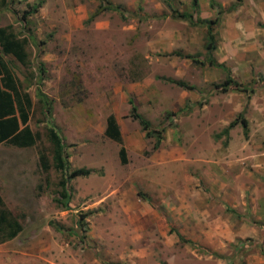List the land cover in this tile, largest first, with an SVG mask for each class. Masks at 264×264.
<instances>
[{"label": "rangeland", "instance_id": "1", "mask_svg": "<svg viewBox=\"0 0 264 264\" xmlns=\"http://www.w3.org/2000/svg\"><path fill=\"white\" fill-rule=\"evenodd\" d=\"M176 14L217 20L211 56L226 71L185 57L205 62L206 26ZM3 27L27 40L25 66L4 59L36 143L0 144V198L21 217L0 264H264V0H197L196 13L190 0H0ZM226 76L237 89L220 90ZM129 102L164 129L156 149ZM109 115L119 144L103 134ZM238 115L246 129L224 136ZM50 125L70 169L92 171L68 183L67 210L53 201L57 174L37 168Z\"/></svg>", "mask_w": 264, "mask_h": 264}, {"label": "trees", "instance_id": "2", "mask_svg": "<svg viewBox=\"0 0 264 264\" xmlns=\"http://www.w3.org/2000/svg\"><path fill=\"white\" fill-rule=\"evenodd\" d=\"M13 1V0H10ZM240 1V0H236ZM41 2H36L33 6L22 11L19 20L22 26L27 24V19L32 14L36 13L40 7ZM190 5L194 13L197 12V0H190ZM115 9L109 6L104 9ZM13 15H17L12 9H9ZM176 17L188 21L192 26L205 25V44L204 50L206 53L205 62L193 58L192 56H185L192 63L197 65H207L208 67L218 68L226 71L224 66L217 63L211 56L215 50V39L212 33V27L217 24V20L206 21L200 18H193L190 14H176ZM28 39L33 41L34 38L28 34ZM27 40L18 38L9 27L0 28V144L9 145L16 148H28L34 146L36 137L27 126L29 120V109L31 102L28 94L21 88L19 80L11 71L8 63L4 59L10 57L19 65L25 66L27 63L26 46ZM173 84L185 90H190L191 87L182 82L172 81ZM222 92L228 89H237V85L228 76L219 85ZM36 96L42 104L47 116H50L51 101L47 100L39 90V84L36 88ZM127 117L137 123L140 130L144 132L145 137L154 139L153 149H156L162 139L164 129H151L149 123L143 119L135 109V106L129 102V112ZM240 124L243 129H246L245 120L238 115L235 119L230 121L225 129L222 130L224 136L227 135L228 130L235 125ZM104 136L116 143H120V132L116 121L112 115H109L105 121ZM45 140L49 146L48 154L46 149L40 148L37 151V168L41 176H45L48 171H53L57 174L58 179L56 188L53 192V201L59 208L63 210L68 209V204L71 200L72 194L68 183L75 178H85L89 176L92 171L85 168L70 169L69 164L64 154L63 139L59 136L55 128L50 125L45 131ZM120 159L124 162L123 150L120 149ZM45 178H43V181ZM42 184H38L37 192L40 193ZM21 231V217L14 216L8 209L5 208L0 198V244L13 239Z\"/></svg>", "mask_w": 264, "mask_h": 264}]
</instances>
